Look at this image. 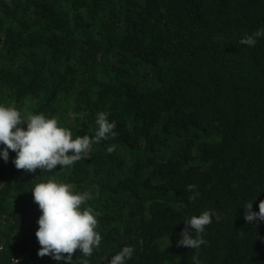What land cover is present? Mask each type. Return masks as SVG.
<instances>
[{"label":"trees","instance_id":"16d2710c","mask_svg":"<svg viewBox=\"0 0 264 264\" xmlns=\"http://www.w3.org/2000/svg\"><path fill=\"white\" fill-rule=\"evenodd\" d=\"M262 27L264 0H0V105L55 117L73 139L94 135L99 112L117 125L68 168L0 156L1 262L65 264L37 254L31 191L55 179L91 190L81 207L98 213L101 244L74 264L125 246L126 264H193L177 243L206 210L222 219L205 228L202 264H264V221L243 208L264 200V37L239 43Z\"/></svg>","mask_w":264,"mask_h":264},{"label":"clouds","instance_id":"9594fccd","mask_svg":"<svg viewBox=\"0 0 264 264\" xmlns=\"http://www.w3.org/2000/svg\"><path fill=\"white\" fill-rule=\"evenodd\" d=\"M262 37L264 27L251 35L246 34L239 43L255 46L257 40ZM108 116L107 112H99L95 121L98 127L94 135L86 134L73 139L72 131L60 126L55 117L46 118L44 114H33L27 108L22 114L15 106L0 105V145L4 146L0 150V156L7 162L9 150L15 152L13 163L16 169L29 173H35L37 169L41 173L51 172L58 165L68 168L90 152L92 145L117 135L114 131L116 122H110ZM115 149L116 145L113 144L107 148V152L112 153ZM96 187L98 189V186ZM187 187L192 191L196 185ZM31 193L42 212L36 231L41 246L37 253L39 257L50 256L57 262L74 264L73 257L78 249L81 256L90 257L94 249L99 248L102 237L96 231L98 213L91 206L83 209L81 207L94 198L91 190L74 192L71 184L48 179L46 182L37 183ZM198 196L199 193L196 192L189 199L195 201ZM258 207V212L252 210V202L243 207L244 218L249 224L264 221V200L260 201ZM213 216L217 221L222 219L215 211L206 210L199 216L193 215L184 221L185 228L180 233L177 247L197 250L192 257L193 264H202L198 258V250L206 243L203 238L205 228L212 223ZM133 252V247L125 246L118 254L112 256L107 264H126V261L132 258ZM16 261L19 264L20 261ZM79 264L89 262L84 259L80 260Z\"/></svg>","mask_w":264,"mask_h":264},{"label":"built area","instance_id":"2783aa9c","mask_svg":"<svg viewBox=\"0 0 264 264\" xmlns=\"http://www.w3.org/2000/svg\"><path fill=\"white\" fill-rule=\"evenodd\" d=\"M3 251H4V244L0 240V256L3 253ZM16 260L20 261L19 256H11L9 264H17V261ZM0 264H5V263H2L1 260H0Z\"/></svg>","mask_w":264,"mask_h":264}]
</instances>
